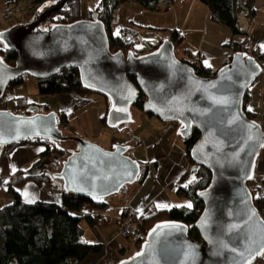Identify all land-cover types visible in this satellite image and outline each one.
Listing matches in <instances>:
<instances>
[{
    "label": "water",
    "instance_id": "obj_1",
    "mask_svg": "<svg viewBox=\"0 0 264 264\" xmlns=\"http://www.w3.org/2000/svg\"><path fill=\"white\" fill-rule=\"evenodd\" d=\"M68 1L48 9L42 6L37 19L1 32L0 42L16 52L17 59L8 65L0 56V101L10 84L25 74L47 79L75 68L87 89L109 99L107 127L132 123V109L143 100V112L178 124L177 134L183 140L194 129L199 132L190 160L212 174L209 185L198 192L203 202L196 223L200 241L189 237V228L182 222H158L140 249L117 264H154L157 260L159 264H253L261 260L264 218L254 204L249 183L264 149V130L245 112L248 91L263 72L259 60L236 53L214 77L206 78L176 57L170 39L141 56L132 51L113 52L107 28L96 13L91 19L43 27ZM221 100L228 102H217ZM38 139L76 143L77 150L57 176L68 194L106 199L138 182L141 175V163L127 154L128 146L106 150L85 138L67 137L57 112L29 115L0 109V148Z\"/></svg>",
    "mask_w": 264,
    "mask_h": 264
},
{
    "label": "trees",
    "instance_id": "obj_2",
    "mask_svg": "<svg viewBox=\"0 0 264 264\" xmlns=\"http://www.w3.org/2000/svg\"><path fill=\"white\" fill-rule=\"evenodd\" d=\"M61 1L62 0H32L30 3L31 5L38 6V9L42 6L48 9L58 5ZM84 1L85 0H69L65 8L61 12L52 15V17L43 24V27H49L58 23L71 24L79 20H84L82 17V4ZM158 1L159 0H101L94 9L88 11V19H91L93 14H98V18L107 28L110 49L113 52L127 50L132 51L136 56H141L155 51L163 41L149 40L141 37L139 30L135 26L123 28L120 34H113L111 32V25L114 21L115 12L121 7L133 2L138 4L141 9L146 12H158L168 8L160 9L158 7ZM199 1L209 8L211 21L228 27L234 35L238 36L240 34L236 24V0ZM253 2L254 0H249L251 17L254 15V10L252 8ZM37 17V14L34 13L32 20L37 19ZM163 29L166 31L168 30V28ZM169 31V39L177 48L183 40L181 33L176 29H171ZM0 45V56L8 65H14L17 59V53L7 49L1 42ZM233 51L234 54L241 52L239 46L236 44L233 45ZM260 55H257L255 58L259 60V58L264 56V54ZM181 61L191 65L199 76L209 78L210 74H212V72L201 65V62L199 65H196L191 59H184ZM216 73L217 72H214L213 74ZM25 76H27V74L13 81L9 88L22 82ZM130 80L136 84V79L134 77H131ZM38 89L40 95H65L73 93L82 97H88L92 94H96L82 84L79 71L75 68H65L50 78L38 79ZM104 99L107 107L101 120L106 125L110 102L107 97H104ZM143 104L144 101L140 100L133 108L143 111ZM19 106L21 110H24V114H32L30 109L38 105L28 103L26 105L20 104ZM0 109H8L5 104H2V100L0 101ZM56 112L58 113L60 125L64 126L70 123L69 117L65 111L59 110ZM245 112L250 119L255 120L254 114L248 111L246 106ZM148 115L151 116V114ZM123 126L124 125L120 127ZM71 129L74 128L71 127ZM67 137L76 138L74 136ZM199 138V132L194 129L188 139L184 140L186 155L189 160L190 149ZM25 142L46 145V150L42 152L38 165L34 166L30 171L19 170L11 173L9 169L10 151L12 147L21 143L6 148H0V183L7 182L6 185L11 197V201L0 209V264H73L76 261L84 260L91 254L100 253L104 247L103 245L92 244L83 240L85 232L83 222L87 221L90 226H93L95 224L94 218L90 215L81 214V211L87 203L101 206L103 204L100 201L63 192L61 205L45 202H37L34 204L22 202L20 189L30 180H34L36 184L39 185L44 180L51 181V179L55 177V184L63 187L62 181L57 176L63 163L72 152L59 146V143L65 142L43 139ZM126 146L129 147V151H132L136 147L130 144H126ZM56 157L62 158L63 161L59 166H56L59 161L52 162V168L54 169L50 172L47 163ZM191 164L196 177L192 182L186 183L187 174L182 176L177 183V193L181 197L191 200L192 207L180 206L171 209H161L149 216H143L142 222L137 230H135V233H143L146 236L148 231L158 222L177 221L188 226L190 238L201 240L200 233L196 229V223L203 211V202L199 199L198 192L209 185L212 174L201 166L192 162ZM141 166L142 172L138 182L144 179L148 169L147 163H141ZM252 182L249 183V186L253 193L254 204L259 212L262 213L264 211V194H257L256 190L252 189ZM144 240V238L140 239L141 244ZM140 245H138V249Z\"/></svg>",
    "mask_w": 264,
    "mask_h": 264
},
{
    "label": "crops",
    "instance_id": "obj_3",
    "mask_svg": "<svg viewBox=\"0 0 264 264\" xmlns=\"http://www.w3.org/2000/svg\"><path fill=\"white\" fill-rule=\"evenodd\" d=\"M10 1L0 0V12L4 5ZM132 8H137L138 14L141 15L145 13H157L143 11L138 4L134 2L129 3L115 12L114 21L111 25V32L113 34H116L113 27L116 16H120L121 10L130 11ZM252 8L254 15L251 17L250 24L253 34L248 40L247 52L249 54L252 51V55L257 57V55L264 54V0H254ZM163 11H166L162 13L166 15L165 19H160L161 24L163 23L164 25L163 27L161 24L156 25L157 23L153 21L145 23L132 18L129 21L130 25L126 26L128 23H122L121 30L135 26L138 30L141 28V31L155 32L158 30L157 28L166 27L168 28L166 33L169 38V30H179L183 38L179 45L184 46L185 59L193 60V57L200 56L201 65L212 73L217 72L232 60L234 55L233 45L240 42L241 37L234 35L228 27L211 21L209 8L205 4L199 0H172V4ZM32 18L33 16L29 17L22 13L20 19L12 23V25L4 26L0 22V33L16 24L28 23L32 21ZM0 20L2 21L3 19L0 17ZM140 30L139 33L143 37ZM261 59L264 60V56L259 58V61ZM58 96L64 103L63 111L67 113V116L71 115L72 117L77 112L81 114L82 129L80 128V132H83L87 136L92 135L95 122L90 119L85 108L92 104L93 101L73 93ZM99 104H101L103 110L101 109V112L98 113L97 119L100 126L99 130H102L105 127V124L101 120L105 105ZM245 105L248 111L254 114L255 120L261 124L264 130V82L256 89H249ZM151 123L150 121L149 124ZM69 125L73 127L71 123ZM157 128L160 131V127L157 126ZM149 129V127H146L144 130L141 129V134H136L135 136L133 134V136L128 135L126 137L129 142L135 141L136 152L139 150L137 146H142V163H147L148 165L146 176L142 181L136 182L130 188L122 203L117 199L107 198L100 201L103 204L101 206L90 203L89 206H84L85 208H83L81 214L92 216L95 224L84 227L83 240L92 244H101L104 247L100 253L91 254L84 260L76 261L73 264H117L125 258L123 256L126 254L127 247L123 243L122 239L124 238L120 235V227L125 211L129 208L138 210L143 216H149L161 209L177 207L176 199L181 197L177 193V183L182 176L186 174L188 176L191 169L193 171L192 164L186 155V149L173 152L170 143L173 131L165 137H161L158 135L160 134L159 132L156 134ZM173 144L177 145L178 143L175 141ZM121 145L126 146V144ZM45 150L46 145L38 143L24 142L12 147L9 162L10 172L14 173L19 170L30 171L34 166L38 165L40 156ZM255 176L252 189L256 190L257 194H264V152L258 159ZM55 183L53 184L57 189V197H59H55L56 201H42V189L34 180H30L20 189L22 202L26 204L45 202L61 205L64 190L63 187ZM0 200L2 199L0 198ZM5 200H7L5 204L7 205L11 201V197L9 196ZM164 204L169 205V207H158V205ZM4 206H1L0 209ZM105 218L113 219V222ZM132 240L133 242H131L136 247V233ZM253 264H264V258L255 261Z\"/></svg>",
    "mask_w": 264,
    "mask_h": 264
},
{
    "label": "rangeland",
    "instance_id": "obj_4",
    "mask_svg": "<svg viewBox=\"0 0 264 264\" xmlns=\"http://www.w3.org/2000/svg\"><path fill=\"white\" fill-rule=\"evenodd\" d=\"M99 1L100 0H85L83 2V4H82V17H83V19H88V17H89V15L87 14L88 11L91 9H94L96 4ZM137 8H132L130 11L123 9V10H121L120 16L119 15L116 16V21H115V24L113 26L116 34L121 33L122 23L123 22L128 23L126 25V26H128V25H130L129 21L132 18L135 19L136 21H140V22L143 21L145 23H149V22L153 21L154 23H157L156 25L161 24L160 19H165L166 15L162 14V13H164L166 11H162V12L158 11L157 13H145L144 15H141V14H138L139 12H138ZM37 10H38V6L31 5V3H29L28 5H25L23 7L22 13L24 15L32 17L34 15V13L37 12ZM141 12H143V11H141ZM22 13L19 14L18 16H16L15 18L8 19V20H4L0 16L3 19L2 21L0 20V22L4 26L12 25V23H14L18 19H20V16L22 15ZM161 25H162V27L164 26L163 23ZM164 28H166V27H164ZM157 29L158 30H156L155 32H158V33H155L152 31H141V30H140V32L142 33L143 37H146L149 40L154 39L156 41H164V40L169 39V36L166 33L165 29H163V28H157ZM159 29H162V30H159ZM124 51L127 52V50H124ZM175 54L179 60H184L185 59L184 46H181V45L177 46V48L175 50ZM249 54L252 55V51ZM260 63H261V65H263V72L257 78V80L251 86L250 89H252V88L256 89L264 82V60L261 59ZM83 98H87L88 100L93 101L92 104H90L89 106H87L85 108V110L87 111V113L90 116V119L93 122H95L94 128H93V134L90 136H87L83 132H80V128L82 129V123H81L82 117H81V114L79 112L72 115V117H71V115L68 116L69 122L73 125L74 129H71V127L69 125L70 123H69V124H66L64 126L62 125L61 130L67 136H74V137L78 136V137L85 138L88 141H91L93 143L100 145L102 148H104L106 150H113L117 145H121V144H130L131 146H136L135 141H130V142H129V140L127 141L126 137H128V135L133 136V134H134V136H135L136 134H141L142 130L146 129V127L147 128L149 127L150 131L158 134V132L160 133V131H159V128H157V126H159L160 130H161V128L164 124V122H161L157 117L152 116V115L150 116V115L144 113L143 111H141L137 108H133V122L132 123L125 124L123 127H117L114 129L109 128L105 125V127L102 130L101 129L99 130L100 126H99V121L97 119V115H98V113L101 112V109L103 110V108L101 107V104H99V103H102V105H105L104 111L106 110V101L104 99V96L99 95V94H92L88 97H83ZM20 102H24V103H20ZM28 103H33V104L38 105L36 107L37 109H35V112L40 113V114H49L52 112L63 110V108H64V103L58 95H40L39 89H38V79H36L35 77L30 76V75L25 76L23 78L22 82L12 86L11 88H8L6 95L2 99V104H5L9 110H11L17 114H24V110H21L19 108L20 107L19 105L20 104L26 105ZM150 121L152 122L151 124H149ZM169 126H170V128L171 127L174 128L175 125L173 123H170ZM172 131H173V133H172V138L170 140V143H171V147L173 149V152L174 151L176 152V151L182 150V149H186V145L184 143V140L177 134V129L172 130ZM158 135L162 137L161 133ZM165 136H163V137H165ZM175 141L178 143L177 145L173 144ZM59 146L64 148L65 150H68V151L77 150V146L74 142L59 143ZM137 147H139V150L137 152L135 150L136 149V147H135V149H133L132 151H129L128 155L132 159L137 160L140 163H142L143 157H142L141 151L143 149L141 148L142 146H140V145ZM55 161H59L58 165H56V166H59L63 160H62V158H59V157H56L53 160H50L47 163L48 170L50 172H52V170L54 169V168H52V166H53L52 162H55ZM195 177H196V175L191 169L188 173V176L186 177L185 182L186 183L192 182L195 179ZM54 182H55V177H53L51 179V181H45L44 180L41 184H39V187L42 189V198H41L42 201L53 202V201H56V198H59V197H57L58 193H57V189H56L55 185L53 184ZM6 183L7 182L0 183V198L2 199V200H0V207L4 206L7 203V200H5V199H7V197L10 196ZM133 185L125 186L118 194H115V195L110 196L108 198L117 199L122 203L126 198V194H128L130 188ZM102 200H105V199H102ZM102 200H97V201H102ZM176 200H177V205H180V206H186L188 204L192 205L191 200H189L188 198H185V197H179ZM86 206H89V203H87L85 205V207ZM105 219H108L110 222H113L112 221L113 219H109V218H105ZM139 225L140 224H138V226ZM83 226L88 227L90 225L87 221H84ZM138 226L134 229V234L131 236V238L129 240L122 239L124 245L127 247L126 254H124V256H123L125 258L130 257L136 251H138L140 249V248L138 249V245L141 244L140 239L146 238V236L143 233H136L137 245H136V247L133 245L132 239L135 237V230H137ZM120 235H121V233H120ZM140 247H141V245H140Z\"/></svg>",
    "mask_w": 264,
    "mask_h": 264
},
{
    "label": "built area",
    "instance_id": "obj_5",
    "mask_svg": "<svg viewBox=\"0 0 264 264\" xmlns=\"http://www.w3.org/2000/svg\"><path fill=\"white\" fill-rule=\"evenodd\" d=\"M32 0H11L10 2L6 3L3 9L0 12V16L4 20L12 19L19 14L22 13L23 6L30 3ZM172 4L171 0H159L158 7L160 9H165ZM236 7H237V27L239 29L240 34L238 35L241 37V41L236 43L239 46L241 52H247L248 50V42L247 40L252 36L253 31L250 24L251 20V10L249 7V0H236ZM193 62L196 65H199L201 62L200 56L193 57ZM215 74H210L209 78L214 77ZM170 123L164 122L160 133L163 136L170 133L172 130L176 129L170 128ZM175 125V124H174ZM264 152V149H263ZM129 202V201H128ZM261 216L264 215V211L260 213ZM143 215L138 210L129 208L125 211L124 218L122 219V224L120 227L121 236L129 240L131 236L134 234V229L142 222Z\"/></svg>",
    "mask_w": 264,
    "mask_h": 264
},
{
    "label": "snow or ice",
    "instance_id": "obj_6",
    "mask_svg": "<svg viewBox=\"0 0 264 264\" xmlns=\"http://www.w3.org/2000/svg\"><path fill=\"white\" fill-rule=\"evenodd\" d=\"M3 38H4V34L3 33H0V41H2ZM217 102L218 103H227L228 101L227 100H221V101H217ZM232 122L233 121H229V123H232ZM29 202H32V201H29ZM186 206L189 207V208L192 207L191 204H188ZM158 207L167 208V207H169V205H166V204H164V205H158ZM177 207H180V205H177ZM205 223H206V221H205ZM173 227H178V226H173ZM233 227H236V226H233ZM153 231H155V229ZM258 254L264 255V247L261 248V251ZM141 255H143V253H137V256H141ZM154 264H159V261L158 260L155 261Z\"/></svg>",
    "mask_w": 264,
    "mask_h": 264
},
{
    "label": "flooded vegetation",
    "instance_id": "obj_7",
    "mask_svg": "<svg viewBox=\"0 0 264 264\" xmlns=\"http://www.w3.org/2000/svg\"><path fill=\"white\" fill-rule=\"evenodd\" d=\"M35 109H37L36 106H34V107H32V108L30 109L31 112H32V114L36 113V112H35ZM29 115H30V114H29ZM59 124H60V122H59ZM61 126H62V125H60V128H61ZM175 126H176V129H178L179 125H178V124H175Z\"/></svg>",
    "mask_w": 264,
    "mask_h": 264
}]
</instances>
